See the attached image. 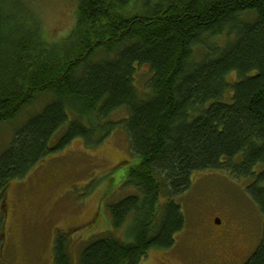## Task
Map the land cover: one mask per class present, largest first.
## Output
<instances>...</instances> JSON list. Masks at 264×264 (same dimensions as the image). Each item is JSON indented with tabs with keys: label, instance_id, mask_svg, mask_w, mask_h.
Instances as JSON below:
<instances>
[{
	"label": "trees",
	"instance_id": "obj_1",
	"mask_svg": "<svg viewBox=\"0 0 264 264\" xmlns=\"http://www.w3.org/2000/svg\"><path fill=\"white\" fill-rule=\"evenodd\" d=\"M71 1L73 29L46 42L41 13L0 0V127L44 96L0 155V202L7 183L56 150V132L67 127V144L95 146L103 139L93 128L124 110L120 127L139 159L128 173L136 193L108 213L114 232L129 222L120 239L89 240L77 264H141L173 249L185 220L172 200L160 206V195L184 194L201 172L254 177L248 196L264 215V0ZM197 50L205 54L199 62ZM142 68L149 80L141 96ZM64 240L56 237L54 264H71ZM245 264H264V222Z\"/></svg>",
	"mask_w": 264,
	"mask_h": 264
},
{
	"label": "rangeland",
	"instance_id": "obj_2",
	"mask_svg": "<svg viewBox=\"0 0 264 264\" xmlns=\"http://www.w3.org/2000/svg\"><path fill=\"white\" fill-rule=\"evenodd\" d=\"M22 1L28 10L41 13L46 42L67 38L75 21L71 0ZM204 56L203 50H197L195 60ZM135 73L136 89L145 95L149 74L144 68ZM43 97H38L34 108H25L12 123L0 127V155L11 142L13 130L41 112ZM126 118L124 110L117 111L103 123L104 129L94 127L95 139H103L95 146L87 142L84 146L81 139L67 144L63 139L67 127L59 130L49 144L58 146L56 150L22 180L6 184L0 202V264H54L58 235L69 245L71 264H77V253L89 240L108 234L123 237L129 221L114 232L108 207L136 193L128 184V173L139 159L120 127ZM253 179H235L225 171L211 170L193 175L190 188L182 195L171 199L162 193L160 206L170 200L179 206L185 229L173 249L152 251L141 264H245L261 244L264 222V215L248 196Z\"/></svg>",
	"mask_w": 264,
	"mask_h": 264
},
{
	"label": "water",
	"instance_id": "obj_3",
	"mask_svg": "<svg viewBox=\"0 0 264 264\" xmlns=\"http://www.w3.org/2000/svg\"><path fill=\"white\" fill-rule=\"evenodd\" d=\"M216 224H217V225H221L220 220H216Z\"/></svg>",
	"mask_w": 264,
	"mask_h": 264
},
{
	"label": "flooded vegetation",
	"instance_id": "obj_4",
	"mask_svg": "<svg viewBox=\"0 0 264 264\" xmlns=\"http://www.w3.org/2000/svg\"><path fill=\"white\" fill-rule=\"evenodd\" d=\"M134 169V168H133Z\"/></svg>",
	"mask_w": 264,
	"mask_h": 264
}]
</instances>
